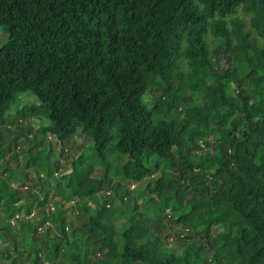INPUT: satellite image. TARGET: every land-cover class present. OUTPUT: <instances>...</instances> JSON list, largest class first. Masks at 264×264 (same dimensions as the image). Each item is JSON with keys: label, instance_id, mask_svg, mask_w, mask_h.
Instances as JSON below:
<instances>
[{"label": "trees", "instance_id": "trees-1", "mask_svg": "<svg viewBox=\"0 0 264 264\" xmlns=\"http://www.w3.org/2000/svg\"><path fill=\"white\" fill-rule=\"evenodd\" d=\"M22 94L62 147L90 138L107 181L150 183L107 211L91 164L61 186L42 148L37 175L95 205L78 232L74 205L0 176V264H264V0H0V125ZM171 216L193 231L173 244Z\"/></svg>", "mask_w": 264, "mask_h": 264}, {"label": "rangeland", "instance_id": "rangeland-1", "mask_svg": "<svg viewBox=\"0 0 264 264\" xmlns=\"http://www.w3.org/2000/svg\"><path fill=\"white\" fill-rule=\"evenodd\" d=\"M36 99L30 94H22L19 96V100L12 104L8 115L6 116L4 122L0 125V151L7 152L5 158L0 159V176L9 177L10 173L15 170L12 185L23 190H32L34 192L33 196L38 197V201H42L46 209H53L55 206V201L62 200L66 205H74V207L67 212L69 224H74L77 226V231L80 232L83 228V223L85 220L89 219L88 215L83 212V204H87L90 207L95 205V202L88 199L83 202L82 205L76 204L73 200L66 201L59 194L57 183H55L50 175L45 171H40V176L37 175L34 168V159L33 157L38 155V151L42 149L43 159H46L47 156L51 158L55 155H59L60 159L56 158L55 164L57 165V170L55 172V177L60 181V185H67V176L70 175L74 170V164L79 159H83L85 164H91L93 166L92 177L100 179V191L97 193L99 197L107 198V203L99 205H105L107 211H116L123 209L124 207L134 206V194L128 196L125 193L124 189H128L131 192L141 191L149 185L150 180L146 179L140 183H126L117 173H114L110 170V180L107 181L104 177L105 168L103 166L94 165L93 161L89 158H85L83 155V150H85L86 157L93 152V146L90 145V138L78 132L76 136L71 138L65 146L62 147L59 143L56 142L53 135L50 133H43L42 129L48 126V121L33 115H29L26 112H23L22 109L35 106ZM20 104V106H19ZM21 107V108H20ZM19 108L18 112L16 111ZM46 139V140H43ZM42 142H45L44 145ZM47 142V144H46ZM88 146V147H87ZM85 148V149H84ZM16 153V154H15ZM13 155V156H12ZM124 161L127 158L123 159ZM27 163V165H25ZM116 165L115 162L111 166ZM41 166V165H40ZM112 168V167H111ZM16 171L26 174V179H21L20 175ZM116 184L119 186L116 188ZM65 185V187H66ZM25 193V192H23ZM172 191L168 190L166 194H171ZM159 196V194H154ZM109 196V197H108ZM191 194H189V197ZM32 195L26 193L22 196L20 202H25L29 200ZM138 198V196H137ZM136 198V199H137ZM142 198L138 199V202H141ZM19 203V202H18ZM76 204V205H75ZM41 205V206H42ZM40 206V207H41ZM37 203L33 205V210L35 214L33 217L38 219V210L39 208ZM127 210H131L127 208ZM0 212L3 214V208L0 206ZM84 213V214H83ZM16 217H22L25 215L23 210L16 213ZM164 217H169L168 214H164ZM126 217H120L115 220V225L118 228H121V225L125 222ZM173 221L170 222V229L166 231L168 236L167 241L170 244L177 242L181 236V240L185 239L188 233L193 231L190 230L183 223H178L174 217L171 216ZM13 223H16L15 219H11ZM40 229H44L40 228ZM185 234V236H184ZM119 236V235H118ZM194 239L190 240L191 242ZM101 255V254H100Z\"/></svg>", "mask_w": 264, "mask_h": 264}]
</instances>
